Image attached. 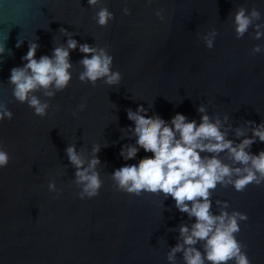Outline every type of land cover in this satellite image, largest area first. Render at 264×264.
Returning <instances> with one entry per match:
<instances>
[{"label": "water", "instance_id": "obj_1", "mask_svg": "<svg viewBox=\"0 0 264 264\" xmlns=\"http://www.w3.org/2000/svg\"><path fill=\"white\" fill-rule=\"evenodd\" d=\"M101 6L115 16L106 28L98 26L99 8L89 7L88 0H0V47L7 49L0 57V104L13 113L11 121L0 123V144L11 157L0 169V264H168L178 226L195 220L182 215L171 197L115 191L114 170L152 155L140 149L135 160L120 157L123 145L135 143L122 139L134 128L127 109L143 106L147 115L165 121L180 113L199 123L197 108L204 105L211 117L228 116L233 128L264 121V52L251 53L264 38L252 39L250 28L237 39L233 28L241 6H255L264 22V0H153L150 6L147 0H104ZM124 7L130 16H124ZM161 8L163 22L154 14ZM62 27L76 34L79 44L105 47L123 79L119 87L80 83L84 57L77 49L70 53L68 88L52 100L37 93L51 105L40 118L15 101L8 80L12 68L23 66L28 43L40 45L37 59L66 44ZM213 28L219 35L209 50L198 34ZM17 40L24 41L19 49ZM81 103L87 107L74 118ZM228 138L235 139L234 133ZM73 144L89 157L94 144L101 147L98 171L104 184L97 198L79 199L75 169L65 153ZM261 150L264 143L251 147L254 155ZM50 180L61 191L58 199L48 190ZM217 199L228 202V212L248 216L236 238L246 245L251 264H264V185H249L243 193L218 186L214 214ZM177 264H183L181 254Z\"/></svg>", "mask_w": 264, "mask_h": 264}, {"label": "clouds", "instance_id": "obj_2", "mask_svg": "<svg viewBox=\"0 0 264 264\" xmlns=\"http://www.w3.org/2000/svg\"><path fill=\"white\" fill-rule=\"evenodd\" d=\"M153 0H147L148 5ZM104 0H88L89 7L99 8L94 19L98 26L106 28L115 19ZM165 10L155 11V17L163 22ZM124 16H130L128 7L123 8ZM261 12L254 6L251 10L241 6L233 15V28L237 39H242L249 29H253L252 39L264 38V22ZM67 43L53 47L52 55L36 58L40 45L28 43V51L22 57L23 66L11 69L8 83L16 102L27 104L34 115L44 118L51 105L42 101L37 93H42L47 100L65 91L72 81L73 63L70 53L77 49L83 54L79 61L83 71L78 75L82 84L93 87L103 81L108 87H119L123 76L113 71L114 57L105 47L79 44L73 38L74 33L63 27L59 29ZM218 31L213 28L206 34H198L204 46L214 47ZM24 41L17 40L19 49ZM6 47H0V57L6 53ZM264 52V45H255L252 55ZM91 57V58H89ZM3 61H0L2 63ZM87 105L81 103L71 115L76 118ZM148 109L140 106L136 111L127 109V118L134 124L127 128L128 135L122 139H134L135 143L123 145L119 155L127 161L135 160L140 149L152 155L141 158L137 163L125 164L110 175L115 191L140 197L142 194L163 195L175 202V208L186 214L194 223L182 222L178 226L177 243L167 253L168 264H177V254L182 255L183 264H251L246 252V245L237 240L241 222H247L248 216L239 211L228 212V202L216 200L218 214L212 211V194L219 187L231 186L236 192L243 193L249 185H264V150L251 153V147L257 142L264 143V121L256 124L246 121L245 127H235L229 123V117H211L204 105L197 108L199 123L191 121L180 113L170 121L159 115H147ZM11 121L13 113L6 105L0 104V123ZM234 133L235 139H229ZM249 133L251 136L249 137ZM240 142L237 143L236 141ZM109 147V144L105 146ZM101 147L94 144L89 154L76 145L65 149L67 159L75 169L74 185L79 189L80 200H91L100 195L103 180L98 171L101 161L98 154ZM11 161L8 151L0 144V169L7 168ZM225 161H229L226 163ZM49 192L61 191L55 180L48 183ZM199 245V247H197Z\"/></svg>", "mask_w": 264, "mask_h": 264}]
</instances>
